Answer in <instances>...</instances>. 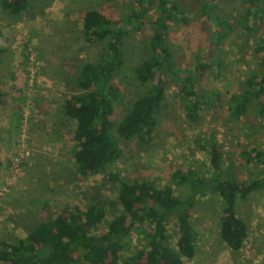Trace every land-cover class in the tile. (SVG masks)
Here are the masks:
<instances>
[{
	"label": "rangeland",
	"instance_id": "rangeland-1",
	"mask_svg": "<svg viewBox=\"0 0 264 264\" xmlns=\"http://www.w3.org/2000/svg\"><path fill=\"white\" fill-rule=\"evenodd\" d=\"M186 13L184 22H171L166 41L172 50L173 66L193 68L207 61L197 76L205 100L196 121L184 112L181 81L170 78L165 87L164 106L155 137L149 144L117 138L122 157L104 171L82 175L74 161L75 122L63 115L62 105L77 88L75 76L80 64L99 59L104 42L86 43L82 16L95 8L111 17L130 13L133 0H37L33 10L8 15L0 7V240L25 237L36 224L75 207L85 209L97 196L105 206L101 229L120 211V179L145 178L156 186L170 184L174 170L190 164L202 173L207 151L200 150L199 137L214 136L223 151V168L237 179L246 180L264 170L263 163H246L239 147L264 148V116L254 101L240 119L228 109L230 93L243 90L247 76L264 72L258 39L264 33V13H254L264 2L257 0H210L212 15L228 24L226 40L214 39L213 27L202 11L204 0H175ZM250 13L249 15H247ZM153 5L147 16L157 15ZM247 15V16H246ZM244 17L249 18L243 26ZM151 25L133 29L124 41V64L115 81L120 98L112 120L116 125L134 98L139 84L133 67L151 52ZM181 71L179 72V75ZM217 95L214 101L210 98ZM264 100V95L262 99ZM23 149L18 167L13 157ZM183 196L182 186L172 185ZM191 215L196 230L195 255L186 264H264V189L238 200L237 215L248 227L241 249L234 251L219 234L222 204L213 192H199ZM170 230L174 220L168 221ZM130 243L137 246L134 232ZM81 264V263H79Z\"/></svg>",
	"mask_w": 264,
	"mask_h": 264
},
{
	"label": "trees",
	"instance_id": "trees-1",
	"mask_svg": "<svg viewBox=\"0 0 264 264\" xmlns=\"http://www.w3.org/2000/svg\"><path fill=\"white\" fill-rule=\"evenodd\" d=\"M36 2L0 0V7L8 15H19L33 10ZM153 5L158 14L147 16L148 8ZM212 8L211 1L204 0L202 11L212 24L214 39L226 40L227 21L212 15ZM254 10V15L264 13V7ZM185 20L186 13L175 0H133L132 11L121 17H111L91 7L84 11V41L89 44L104 42V49L96 61L78 66L77 91L62 105L63 115L75 122L73 156L82 175L104 171L122 157L123 149L117 138L135 139L142 145L153 140L170 78L181 81L180 96L189 120L196 121L205 105L210 104L197 80L210 64L199 60L193 68L173 66L172 50L166 41L169 23ZM248 22L249 18L244 17L243 26ZM146 25L152 27L151 53L133 67L132 77L140 87L115 125L112 115L121 93L115 77L124 64V41L131 30ZM3 37L0 29V42ZM258 42L257 50L261 51L264 33ZM262 95L264 72L247 76L245 88L230 93V116L240 119L254 101L258 113L264 116ZM216 97L210 98V102ZM195 144L207 151V164H200L202 173L187 164L172 172L170 184L156 186L145 178L120 179L117 172H109L110 179L120 180L117 194L120 211L105 229H101L105 206L95 196L85 209L75 207L66 215L52 216L28 230L23 238L0 240V264H186V260L195 255L197 236L191 215L197 204V194L205 191L215 193L221 201L219 234L223 242L234 251L241 249L248 227L236 213L237 201L264 189V170L249 179H237L224 171L223 151L214 136L199 137ZM239 148L238 154L246 163L264 164V148ZM172 185L184 187V195H177ZM170 219L175 222L172 230L168 228ZM133 232L137 246L129 241Z\"/></svg>",
	"mask_w": 264,
	"mask_h": 264
},
{
	"label": "built area",
	"instance_id": "built-area-1",
	"mask_svg": "<svg viewBox=\"0 0 264 264\" xmlns=\"http://www.w3.org/2000/svg\"><path fill=\"white\" fill-rule=\"evenodd\" d=\"M23 154H24L23 149L20 148L18 150V153H16V155L13 157V163L16 167H18L19 164L21 163ZM237 264H241V263H237Z\"/></svg>",
	"mask_w": 264,
	"mask_h": 264
}]
</instances>
